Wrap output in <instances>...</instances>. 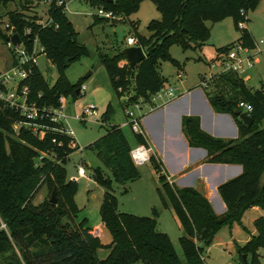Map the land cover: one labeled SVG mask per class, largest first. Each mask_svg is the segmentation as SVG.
<instances>
[{
	"label": "trees",
	"instance_id": "trees-1",
	"mask_svg": "<svg viewBox=\"0 0 264 264\" xmlns=\"http://www.w3.org/2000/svg\"><path fill=\"white\" fill-rule=\"evenodd\" d=\"M14 1L0 0V5ZM141 1L89 0V3L125 20L138 11ZM150 1L161 18L147 23L149 36L137 32L138 22L133 26L136 45L142 47L145 58L130 67L122 52L126 46L97 54L114 94L118 99L127 97L121 102L123 107L140 100L149 101L150 96L165 85L167 79L160 72V63L168 60L175 63L170 47L200 49L209 38L207 21L215 23L231 17L240 31L238 41L248 48L255 46L247 28H239L238 23L245 20L242 12L245 14L254 8L259 0ZM41 2L48 4L44 24L39 23L36 16L27 17L18 10L7 12V27L0 23V40L8 44V37L17 33L27 53L33 51L37 41L42 48L40 52L58 74L50 85L34 64L31 75L19 82V87L27 86L26 102L36 107L35 118L27 117L19 108L0 99V264H208L203 257L204 247L212 243L220 229L231 228L234 222L240 224L243 213L252 206L264 210V184L260 182L264 170V128L260 127L264 119V89L252 90L232 72L217 74L203 87L214 111L228 113L235 121L238 136L234 139L208 134L201 129L198 116L185 115L181 120L188 145L204 148L207 162L242 166L239 175L217 188L226 205L224 213L216 214L207 198L193 187L179 188L170 182L162 160L155 153L150 156V164L159 181L156 191L161 205L172 209L183 230L179 237L183 260L175 252L168 235L157 230L155 209L152 216L118 210L112 180L122 185L137 180L140 172L131 159L130 150L136 144L149 145L145 135L132 131V144L120 125L105 126L104 133L88 145L112 175L111 179L102 176L98 169L94 171V178L103 189L99 217L111 234L109 254L101 259L97 256L99 236L93 234L84 221L74 222L79 212L74 201L77 185L76 181L68 179L64 164L79 146L70 145L75 140L65 130L64 123L51 120L44 110L59 107L61 96L74 99L81 94L82 84L79 81L71 83L65 72L72 63L91 52L78 40L73 23L66 17L65 0H17L22 7ZM109 20L95 16L96 22ZM231 45L219 47L217 52L226 51ZM16 63L14 57L13 64ZM130 86L132 93L126 95ZM211 86L214 91H208ZM241 101L252 106L250 126H246L237 113L241 112L238 106ZM112 112L111 105H107L101 115L102 122L108 120ZM28 126L36 127L37 134L43 131V135H33ZM44 185L49 198L35 204L34 196ZM53 190L56 203L49 201ZM253 226L256 234L243 245H237L236 251L240 256L250 254L249 264H260L257 250L264 248V214L253 221Z\"/></svg>",
	"mask_w": 264,
	"mask_h": 264
},
{
	"label": "rangeland",
	"instance_id": "rangeland-1",
	"mask_svg": "<svg viewBox=\"0 0 264 264\" xmlns=\"http://www.w3.org/2000/svg\"><path fill=\"white\" fill-rule=\"evenodd\" d=\"M65 2L66 17L73 23L78 40L90 50L91 54L83 56L72 63L65 72L71 83L79 81L86 87V90L74 99L61 96L64 98L65 106L63 111L66 114L62 122L79 146L78 149L68 155L64 167L67 177L70 179L75 178L77 185L74 201L79 208V212L74 218V222L84 221L86 225L92 228L100 225L98 231L100 246L97 248V256L103 259L108 256L110 251L108 245L111 242V234L100 222L98 212L100 203L97 201V196L102 189L93 175H95L94 171L96 169L104 177L112 179V175L101 164L88 145L104 133L107 125H120L128 139H131L132 130L126 124L128 117L121 104L122 99H118L112 91L103 63L97 57V54L110 53L112 48L116 46H126L125 38L129 35L134 36L133 26L137 22V32L140 35L149 36L150 32L147 30V23L152 19L159 20L161 14L150 0H143L139 5L138 11L125 20H120V16L116 14L115 19L96 22L95 16L98 13L96 4H90L89 0H65ZM47 7L48 4L45 2L30 7H22L20 3H17V0L8 3L6 6L0 5L1 26L3 27L8 21L7 12L11 10L23 12L27 17L36 16L39 19L38 22L44 24L47 20ZM244 18L245 27L251 34L255 47L250 51L252 54V66L247 69L242 78L244 75H248L244 82L252 90L264 89V0H259L254 8L247 10ZM206 24L210 28V34L200 49H182L178 45H172L169 52L175 63L169 60L160 63V72L167 79L165 87L173 88L175 95L188 89L203 88L200 85L202 77L207 78L209 75L216 76L219 74L220 68L216 61L217 56H219L217 49L238 41L240 31L236 28L231 17H226L215 23L207 21ZM261 40L262 42L260 43ZM23 48V44L14 47L0 40V74L6 72L11 74L13 72L14 57H17L16 50ZM33 50L36 54L39 53L36 58L38 70L50 85L53 84L58 75L54 65L46 58L44 53L40 52V45L37 41L34 42ZM22 67L26 68L25 65ZM180 70L183 73L178 78L177 73ZM28 75H31V72ZM208 91H214V87H208ZM131 93L132 87L130 86L125 94ZM165 98L163 96L158 100V103ZM90 103L97 106L99 115L87 119L80 118L81 109ZM109 104L113 112L108 120L101 122V115ZM146 108V105H144L141 110L134 109V112L142 114ZM143 117L141 118L142 125ZM260 127L264 128V119L260 122ZM27 128L33 135L41 137L40 134H37L36 127L28 126ZM148 140L152 144L149 135ZM31 148L35 150L34 147ZM39 154L42 155L43 153L39 152ZM79 164L85 168L86 177L77 175V165ZM137 168L140 172V177L137 180L125 185L112 180L113 193L117 198V208L120 212L138 216H152L155 209L157 211V230L168 235L175 252L183 260V252L179 242V237L183 235V230L172 209L161 205L156 191L159 186L157 175L150 163L137 165ZM125 188L127 191H124ZM47 198H49V191L47 186L44 185L35 194L33 202L37 204ZM257 207L262 210L263 215L264 210L259 206ZM252 217L251 211L247 209L241 217L240 224L234 222L231 228L225 226L220 229L214 236L212 243L204 247L203 257L206 263L249 264L251 255L244 254L246 257L244 261L243 255L240 256L237 253L236 246L243 245L251 235L256 234L253 226V221L256 218L252 221ZM257 254L260 264H264V248H259Z\"/></svg>",
	"mask_w": 264,
	"mask_h": 264
},
{
	"label": "crops",
	"instance_id": "crops-1",
	"mask_svg": "<svg viewBox=\"0 0 264 264\" xmlns=\"http://www.w3.org/2000/svg\"><path fill=\"white\" fill-rule=\"evenodd\" d=\"M156 108L152 110L146 108L143 111L145 116L141 126L152 153L162 160L168 180L179 188L193 187L207 198L216 214L224 213L226 205L217 188L226 180L239 175L242 166L207 162V151L204 148L188 145L182 131L181 120L185 115L198 116L202 130L214 137L227 140L238 136V129L232 116L214 111L203 88L188 89L177 94L164 106ZM148 135L152 144L148 140ZM129 140L133 144L132 136ZM102 194L103 189L97 196L99 203ZM249 210L253 215L252 221L262 215V210L257 206H252ZM99 228L100 225L96 228L91 227L93 234L98 235Z\"/></svg>",
	"mask_w": 264,
	"mask_h": 264
},
{
	"label": "built area",
	"instance_id": "built-area-1",
	"mask_svg": "<svg viewBox=\"0 0 264 264\" xmlns=\"http://www.w3.org/2000/svg\"><path fill=\"white\" fill-rule=\"evenodd\" d=\"M46 3V2H45ZM62 1H58V4H61ZM244 15V13L242 12ZM97 16L104 17L108 19H115L116 15L113 14L112 11L106 10L103 7H98V13ZM7 24H4V27H7ZM238 26L240 28L245 27L244 21H241L238 23ZM11 32V31H10ZM26 32H29V30H26ZM262 40L260 41V43ZM126 46H132L136 45V38L133 35H129L125 38ZM11 45L10 43H8ZM21 45V44H20ZM13 46V45H12ZM19 46V45H18ZM14 46V47H18ZM255 47V46H254ZM253 47V48H254ZM245 46L241 41H237L234 44H232L226 51L219 52L216 58V61L218 62L220 70L218 73L221 72H232L238 75L242 78V75L247 72V69L252 66V54L250 53L251 49ZM42 48H40V51ZM17 57V63L13 66V72L9 74L8 72L4 74H0V99L8 103L10 106H15L19 108L24 115H26L29 118H35L37 116V109L33 104H28L26 102V95H27V86L23 85L22 87H19V82L26 78L28 74L31 72V68L34 64H36V58L38 53L33 50L31 53H27L25 48L21 50H16ZM127 63V61H126ZM25 65L26 68H23L22 66ZM182 71L180 70L177 73V77L180 78L182 75ZM213 76H208L207 78L202 77L201 78V86L205 87L208 85V83L213 79ZM248 78V75L243 76V80H246ZM86 90V87L84 85H81L80 92L81 94L84 93ZM166 97L162 102L158 103V100L162 97ZM177 95L174 94L173 88L168 87L166 88L165 85L158 90L156 93L152 94L150 96L149 101H138L135 102L129 106H125V114L128 117V121L126 124L131 128L133 132L140 133L144 135V131L141 126V118L143 117V114H136L134 112V109L141 110L142 106L146 105L147 108L150 110L159 107L164 106L167 102L171 101L173 98H175ZM127 99V97H123L122 100ZM60 105L57 108H49L44 109L50 114V118L53 121H61L66 117V114L63 111V108L65 106L64 98L59 99ZM145 103V104H144ZM238 106L241 108V112H245L246 114H249V112L252 110V106L246 102H239ZM99 115L98 108L95 104L90 103L81 109V112L79 114V117L82 119L97 117ZM102 122V121H101ZM65 125V124H64ZM65 130L67 133L70 134V132L67 130V127L65 126ZM40 135H43V131L40 132ZM75 141H71L70 145L75 146ZM152 154V150L150 146H147L145 144H136L134 145L130 150V156L132 161L135 165H141L144 163H150V156ZM77 175L79 177H86V171L85 168L82 165H77ZM71 180H75V178H71Z\"/></svg>",
	"mask_w": 264,
	"mask_h": 264
},
{
	"label": "water",
	"instance_id": "water-1",
	"mask_svg": "<svg viewBox=\"0 0 264 264\" xmlns=\"http://www.w3.org/2000/svg\"><path fill=\"white\" fill-rule=\"evenodd\" d=\"M106 3H111L113 0H101ZM8 42L13 46H18L21 44V39L17 33H13L11 36L8 37ZM122 52L125 54L126 61L129 64L130 67H134L139 62H141L145 58V53L142 49V47L138 45H132V46H126L122 49ZM78 93V90H76V94ZM239 118L242 120V122L246 126H250L252 124V117L249 114H246L245 112H239L237 111ZM94 177V175H93ZM261 184H264V170L261 173L260 177ZM50 203H56V194L55 191H52L51 197L49 199ZM244 261L246 260L245 255H243Z\"/></svg>",
	"mask_w": 264,
	"mask_h": 264
}]
</instances>
